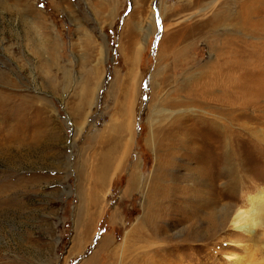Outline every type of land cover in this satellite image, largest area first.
Segmentation results:
<instances>
[{
	"label": "rangeland",
	"instance_id": "1",
	"mask_svg": "<svg viewBox=\"0 0 264 264\" xmlns=\"http://www.w3.org/2000/svg\"><path fill=\"white\" fill-rule=\"evenodd\" d=\"M201 99L176 126L204 143L145 200L151 122ZM105 238L91 264H264V0H0V264H85Z\"/></svg>",
	"mask_w": 264,
	"mask_h": 264
},
{
	"label": "bare ground",
	"instance_id": "2",
	"mask_svg": "<svg viewBox=\"0 0 264 264\" xmlns=\"http://www.w3.org/2000/svg\"><path fill=\"white\" fill-rule=\"evenodd\" d=\"M240 48H243L244 50H242L241 52L234 53L235 54V58L237 60L238 59H243V58H245L247 56L246 46L245 47L240 46ZM232 49L234 50L233 46H232ZM230 52H232V51H230ZM231 68H232V66L229 67V68L227 67L224 72H226V73L229 72ZM96 72L97 71H94V73H96ZM229 75H232V73L229 74ZM94 76H96V78H98V76H99L98 72H97V74H94ZM221 77H224V78L221 79ZM226 81H229V78L227 77L226 74H223V72H222L218 77H216L215 79L212 80V82L210 83V88L217 89V88L220 87V85H224V83ZM226 84H227V82H226ZM159 86H161V84ZM227 87H228V85H227ZM229 94L230 95L228 97V101L231 100L230 98H232V93L229 92ZM204 100H206V99H203V101ZM223 110L224 109H222V108H220V106H218V107L215 108V113L218 114V113L222 112ZM160 112L161 113H159L157 115L158 120H156L154 122H151V130H150V133H149L150 136H149V139L147 141L148 144L153 148L152 151H154V152L157 151V153H158V154L157 153L155 154V163H156L157 171L159 170V172H160L159 174H155V176H153V175L150 176V179L148 180V183H147V190H146V194H145V200H146V195H147V199H151L153 202H159L161 200V198H163V197L166 198V196H168V197L172 196V194H171L172 187H170V185L166 186L165 183L168 182L167 180L171 177L169 170H170V168L172 166V164H171L172 163V159H174L175 158L174 156H176L175 152L178 151L179 148H182L181 146H187V147H189V150L190 149L194 150V149L200 148L201 143L202 144L204 143V140H202L200 138L201 135L203 134V132L205 131L203 125L199 126V125L195 124V125H192V126L191 125H187V127H180V126L178 127L176 125L183 123V122H180L181 120L179 121V119H181V117L183 119L185 116H186V119H187L188 115H189V118H190L191 117L190 114H194V113L196 114V117L197 116L198 117L199 116H204V115H207V116L210 117L212 109H210V106L206 105V103L202 102V99H201L199 101L197 100V102H195L193 105H191V106H189L187 108H180L179 103H175V102L174 103H170V105H168V107L166 109H163ZM197 112H199L198 115H197ZM213 117H215V115H213ZM190 119H192V118H190ZM184 124H183V126H184ZM175 126L178 127L179 129L178 128L175 129L176 128ZM154 127H156V128H154ZM176 130L178 131V133L175 134V137L181 135L180 138H178V139H176L174 137V135H173V131H176ZM192 131L198 132L197 136L194 137L192 135ZM128 133H129V137L132 138L133 137L132 129L129 128L128 129ZM160 139H162V140L160 141ZM228 142H226V143H228ZM206 143H208L207 146H209V144H211V145L215 144V142L213 143L212 141H206ZM187 150H188V148H187ZM196 151L198 152L199 150H196ZM202 154H205L206 158H213V157L217 156L215 152H211V153H206L205 152V153H202ZM107 161H108V157L103 159L102 164H103L104 168L98 174L99 176L103 175V173L106 174V172H108L107 166H108V162L109 161L108 162ZM228 165L232 166L231 162ZM137 169H139V168H137ZM209 169H212V168H209ZM201 170L202 169H200V171ZM227 170H229V169H227ZM212 171H214V170L212 169ZM232 175H234L233 172H231L229 174V176H230L229 177L230 184L233 181ZM140 180H141V174H140V170H139L138 174L135 176V179H132L130 181H131V183L133 182V185L134 184L136 185V183L139 182ZM212 183H215V180L214 181L212 180ZM133 185H131V186L133 187ZM154 193H155V195H154ZM259 194H261V193H259ZM260 197H261V195H260ZM207 198L208 199L206 200V203H204V206L205 207H212L215 204V202H216L215 199L211 198V196H209ZM198 199L200 201V197ZM173 200L175 201L174 198H173ZM248 201L252 202V199H249ZM260 206H257V208L255 209L256 212L262 210V207H260ZM151 216L153 217V219H148V223L153 227L152 230L154 231L155 230L154 226H155L156 223H155V220H154L155 219L154 215H151ZM159 217H160V215H159ZM148 218H149V216H148ZM227 218H229V217H227ZM227 218H226V220H227ZM260 218H261V216H260ZM246 220H247V214L243 210H238L234 215L233 214L231 215V217L229 219V222H230V225L235 230L240 231V230L245 229ZM222 222H224L223 219H222ZM191 224H193V223H191ZM128 237H129V234L127 233L125 235V239L124 240H126ZM114 245L115 244L113 243V241L111 239L105 238L104 240H102L101 246H99V249H97V252L94 253L93 256L91 257V259L89 261H87L85 264L95 263V261L98 258V256L102 255L103 253H108L109 254V253H111V251H113L112 253L116 252V249H115ZM110 248H112V250Z\"/></svg>",
	"mask_w": 264,
	"mask_h": 264
}]
</instances>
